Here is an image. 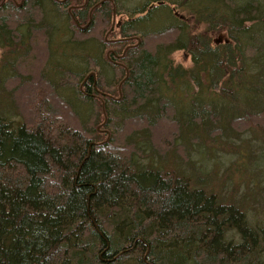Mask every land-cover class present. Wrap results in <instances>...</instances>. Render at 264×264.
Returning a JSON list of instances; mask_svg holds the SVG:
<instances>
[{"label":"trees","instance_id":"trees-1","mask_svg":"<svg viewBox=\"0 0 264 264\" xmlns=\"http://www.w3.org/2000/svg\"><path fill=\"white\" fill-rule=\"evenodd\" d=\"M121 1L0 0V264H264V215L203 187L216 148L257 173L264 0H174L153 31L158 0ZM180 141L204 154L196 176L166 166Z\"/></svg>","mask_w":264,"mask_h":264},{"label":"rangeland","instance_id":"rangeland-1","mask_svg":"<svg viewBox=\"0 0 264 264\" xmlns=\"http://www.w3.org/2000/svg\"><path fill=\"white\" fill-rule=\"evenodd\" d=\"M142 1L144 3V2H147L148 0H128L127 2H125V0H122L121 6L123 8H127V7L134 6L137 3L139 4ZM159 3L163 4V6L160 5ZM157 4L160 6H156L155 3L152 4L154 12L152 13L151 18L143 21L139 25V28L141 30L153 31V30L161 28L172 22L173 17L170 15V8L174 7V0H158ZM178 13L181 15H186L185 10L176 8V14ZM127 18L130 19L125 12H122L121 14L115 17V24L117 21L120 20V22H122L123 20H126ZM100 28L103 29V26L102 27L100 26ZM108 29L106 30V32L102 33V38L106 41L111 40V38H109L106 34L108 32ZM95 32L97 33V30H95ZM167 37H171V34L165 35L162 37L152 38L153 40L149 38V40H147L148 48L155 47L156 45L159 44L158 42L166 43V42L171 41V39H168ZM215 38L216 37H214V39ZM76 50H77L76 47H73V46H63L64 54L61 57L62 62L63 60L65 61L70 60L71 54L68 57H66V55L70 52H72V54L76 53ZM92 50L96 56L97 54L96 48H92ZM34 55L35 57L38 56L36 52H34ZM171 59L173 60L175 64H181L182 66L187 67V68L191 66L190 58L187 56L186 53L182 51L174 52L171 55ZM42 60L43 58L41 57L40 63L42 62ZM92 74L94 75V73ZM194 74L197 75L196 69L194 70ZM32 75L34 76L35 74H32ZM137 126L139 125L138 124L131 125L130 129L137 128ZM169 130H170V127L168 128L167 126H164L162 128V131L164 132V136L162 137L160 136V132L158 131L157 133L153 132V142H154V145L157 147V149L164 150V151L168 149L169 144H171V142L169 140H164V138L169 132ZM249 134L243 135V137L247 138ZM248 141H251L253 143L252 144V151L254 154L253 158L257 163L256 175L253 176L251 175L249 171H245L246 170L245 165L239 164L238 161L232 156L231 152H235L234 149L216 148L215 155L212 153H209V156L212 159L209 160L210 164L208 165L209 169L207 168V171L211 173V175H209L206 178V180L204 181L205 185L203 187L204 189L208 191H213L224 202L228 201L229 203H234V204H239V205L242 204L243 209L245 211H248V213L250 214V217H254L258 219V218H261L260 215H264V199L260 197L261 190L258 191L255 196H253L251 192L247 190L246 185L247 184L250 185V182L255 181L257 183L256 188H263L261 186H264V172L261 173L262 170L259 168L262 162V152H261V148L258 145V144H261L263 146L264 139H252L251 138V140H248ZM160 144L162 145L160 146ZM192 145H197V143L195 141H192V142L180 141L178 147H175L174 145V147L171 149L169 154L164 159L166 161V166L168 168H171V167H174L175 165L180 171L183 170L185 174L189 175L190 173L196 176L198 174L197 172H200V169L197 168V162L200 161L201 159L200 157L202 156L199 153H196L198 149L200 150V146L194 147ZM201 147H204V146H201ZM227 152L228 154L226 155L225 153ZM202 155L204 156L203 153ZM178 162H180L179 166H178ZM217 162H225L226 164L224 165V167L222 166L219 168L220 170H218V168H216V166L213 165V163H217ZM187 163H189V165H187ZM190 163H191V168H190Z\"/></svg>","mask_w":264,"mask_h":264},{"label":"flooded vegetation","instance_id":"flooded-vegetation-1","mask_svg":"<svg viewBox=\"0 0 264 264\" xmlns=\"http://www.w3.org/2000/svg\"><path fill=\"white\" fill-rule=\"evenodd\" d=\"M156 6H158V4H156ZM173 10H174V8H173ZM112 17H113L112 19H114V22H113V24H112V27H113V28H114L115 26L118 27V25L121 23L120 20L117 21L116 24H115V16H114V14H113ZM90 75H93V74L91 73Z\"/></svg>","mask_w":264,"mask_h":264},{"label":"water","instance_id":"water-1","mask_svg":"<svg viewBox=\"0 0 264 264\" xmlns=\"http://www.w3.org/2000/svg\"><path fill=\"white\" fill-rule=\"evenodd\" d=\"M113 22H114V19H113ZM221 38H222V36L219 35L218 38L214 40V42L218 43V41H219Z\"/></svg>","mask_w":264,"mask_h":264},{"label":"bare ground","instance_id":"bare-ground-1","mask_svg":"<svg viewBox=\"0 0 264 264\" xmlns=\"http://www.w3.org/2000/svg\"><path fill=\"white\" fill-rule=\"evenodd\" d=\"M160 4V3H159Z\"/></svg>","mask_w":264,"mask_h":264}]
</instances>
